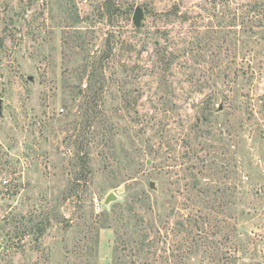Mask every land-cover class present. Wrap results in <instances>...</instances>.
Segmentation results:
<instances>
[{"label": "rangeland", "instance_id": "374dc122", "mask_svg": "<svg viewBox=\"0 0 264 264\" xmlns=\"http://www.w3.org/2000/svg\"><path fill=\"white\" fill-rule=\"evenodd\" d=\"M81 49L107 54L108 117L145 189L187 185L176 207L200 223L189 263L264 264V0H0V264H86L95 252L112 263L113 230L93 235L82 215L90 201L68 200L67 222L26 233L61 204L73 148L54 123L78 108L80 97L62 104L78 90ZM92 168L98 215L129 182L109 189L102 164Z\"/></svg>", "mask_w": 264, "mask_h": 264}, {"label": "trees", "instance_id": "16d2710c", "mask_svg": "<svg viewBox=\"0 0 264 264\" xmlns=\"http://www.w3.org/2000/svg\"><path fill=\"white\" fill-rule=\"evenodd\" d=\"M76 17L80 20L77 13ZM81 51L82 53H73L76 58L73 60L75 69L70 71L76 74L79 71L78 90L70 95L69 101L62 104L67 108V103L76 104L77 98L80 97L78 108L74 112L70 106V111L61 113L54 123L57 124L58 131H71L65 142H69L68 145L73 148L70 156H67L66 168L62 167V176L65 174L66 178L62 177L65 185L56 199L61 204L46 209L42 213L40 223L30 227L26 233L43 234L52 224L67 222L61 214V206L66 201L74 198L79 204L78 209L84 208V202L90 201L92 210L89 215H82L86 217L88 228L92 230L93 235L103 229L113 230L114 249L111 264H190L189 262L198 255L197 251L192 252L191 234L193 228L200 223L194 221L192 225L189 222L190 214L185 213L184 208L176 207L178 200H183L182 207L186 206L185 202L191 194L187 185L185 184V190H174L165 185L156 191L145 189L143 179L138 177L139 173L132 170L134 162L129 159L127 148L117 138L116 127L111 121L113 115L108 117L109 112L104 100L107 94L104 65L107 54L102 59L89 52H83L82 49ZM61 162L64 163L65 159L62 158ZM96 162L102 164L109 189L117 188L121 182H129L125 200L114 203L98 215L94 214L93 194L89 189L94 176L92 165ZM194 181L199 186V181L195 178ZM175 182L179 183V179ZM225 189L226 187L221 191ZM216 192L218 193V190ZM195 198L199 202L209 197L204 195V190L199 187ZM29 222L36 224V217H31ZM172 240H175V243H172ZM96 261V252L90 253L86 258V264H95Z\"/></svg>", "mask_w": 264, "mask_h": 264}, {"label": "water", "instance_id": "95a60500", "mask_svg": "<svg viewBox=\"0 0 264 264\" xmlns=\"http://www.w3.org/2000/svg\"><path fill=\"white\" fill-rule=\"evenodd\" d=\"M142 20H143V11L140 7H136L134 10L133 18H132L133 25L136 28H139L141 26ZM150 187H151V189H153V187H154L153 183H150ZM115 200H116V196L114 194H110L105 199L104 204L107 206Z\"/></svg>", "mask_w": 264, "mask_h": 264}, {"label": "built area", "instance_id": "2783aa9c", "mask_svg": "<svg viewBox=\"0 0 264 264\" xmlns=\"http://www.w3.org/2000/svg\"><path fill=\"white\" fill-rule=\"evenodd\" d=\"M93 202H94V209H95V212H96V213L101 212V211H102V206H101V203L99 202V199L94 198V199H93Z\"/></svg>", "mask_w": 264, "mask_h": 264}]
</instances>
